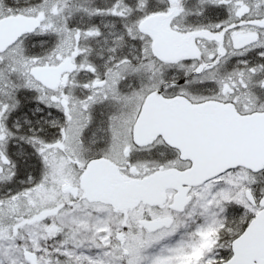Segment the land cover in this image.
Segmentation results:
<instances>
[{
	"label": "snow or ice",
	"instance_id": "snow-or-ice-1",
	"mask_svg": "<svg viewBox=\"0 0 264 264\" xmlns=\"http://www.w3.org/2000/svg\"><path fill=\"white\" fill-rule=\"evenodd\" d=\"M0 264H264V0H0Z\"/></svg>",
	"mask_w": 264,
	"mask_h": 264
}]
</instances>
